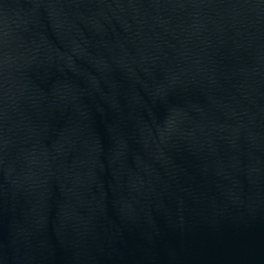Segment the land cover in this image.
<instances>
[{
    "label": "water",
    "instance_id": "1",
    "mask_svg": "<svg viewBox=\"0 0 264 264\" xmlns=\"http://www.w3.org/2000/svg\"><path fill=\"white\" fill-rule=\"evenodd\" d=\"M72 264H264V0H104Z\"/></svg>",
    "mask_w": 264,
    "mask_h": 264
}]
</instances>
